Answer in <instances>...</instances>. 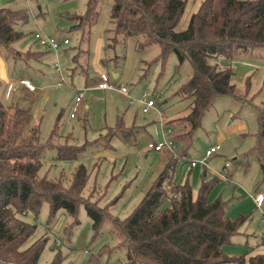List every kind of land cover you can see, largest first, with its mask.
<instances>
[{
  "label": "rangeland",
  "instance_id": "374dc122",
  "mask_svg": "<svg viewBox=\"0 0 264 264\" xmlns=\"http://www.w3.org/2000/svg\"><path fill=\"white\" fill-rule=\"evenodd\" d=\"M202 1L188 0L176 30L188 27ZM88 3L89 0H0V8L28 14L27 22L18 19L16 23L24 36L13 47L44 53L41 59L16 61L7 48L0 46V98L6 105L20 102L30 109L31 123L40 126L42 142L49 139L62 113L55 142L80 149L77 157L61 159L56 148L47 147L40 175L62 178L68 185L75 168L83 163L89 171L83 194L99 207H107L113 217L125 218L138 205L152 183L151 176L156 174L159 156L149 143L187 130L184 120L173 119L190 112L191 99L183 97L180 89L192 76L193 68L188 60L178 67L175 53L169 54L163 63L157 58L160 45H141L142 36L113 42L114 0L98 2L97 21L90 32L75 26L72 15L84 14ZM36 32L59 41L68 39L69 43L57 50L44 47L36 41ZM233 66L235 93L218 97L205 114L201 127L194 133L188 157L179 160L175 178L193 185L199 169L198 184L194 187L197 193L203 177H219L209 199L221 196L227 200V216L231 219L247 217L232 243L224 246L227 253L240 255L263 250L264 202L257 206L252 197L257 192L264 194V180L258 157L250 150L257 141L259 113L264 110V48L241 54L234 59ZM103 73L109 76L113 88L91 90L89 86L98 84ZM22 78L30 79L41 94L36 96L22 88ZM122 86L127 93L120 91ZM82 90L83 102L72 117L73 101ZM144 93L156 102L149 112L143 111ZM119 122L123 125L118 126ZM217 144L220 149L206 158L207 149ZM174 149L178 155L181 147ZM193 161L197 163L192 166ZM19 216L34 226L22 248L46 239L39 264H50L59 252L68 264H88L92 257L97 258V264L126 261V251L118 247L119 236L111 217L105 216L96 233L83 204L79 206L78 221L66 208L51 216L47 203L38 214L28 211Z\"/></svg>",
  "mask_w": 264,
  "mask_h": 264
},
{
  "label": "trees",
  "instance_id": "16d2710c",
  "mask_svg": "<svg viewBox=\"0 0 264 264\" xmlns=\"http://www.w3.org/2000/svg\"><path fill=\"white\" fill-rule=\"evenodd\" d=\"M99 1L89 0L84 14L72 15L75 26L90 32L97 21ZM187 2L114 0L111 8L116 33L113 42L142 36L141 45H160L157 58L163 63L175 53L178 67L188 60L193 68L192 76L180 89L183 97L191 99L190 112L176 119L184 120L187 130L171 138L184 145L178 155L169 158L127 217H113L107 207H99L83 194L89 180L83 163L75 168L68 185L62 178L40 175L47 147L56 148L61 159L77 157L80 149L55 142L62 113L49 139L42 142L40 126L31 123L30 109L20 102L6 105L0 98V264H39L46 239L22 248L34 226L19 215L28 211L38 214L44 203L49 205L51 216L66 208L76 219L80 204L85 205L96 233L105 216H110L119 236L118 247L126 251L124 264H264V237L260 252L239 255L225 251L224 246L232 243L247 217L231 219L227 216V200L221 196L209 199L219 177H203L197 193L190 181L180 183L175 178L178 161L188 156L205 114L218 97L235 93L234 59L264 48V0H203L188 27L176 30ZM18 19L27 22V12L0 8V46L7 48L16 61L40 58L41 51L13 47L24 36L16 27ZM258 122L257 141L250 151L258 157L264 180V110ZM50 264L68 263L59 252ZM88 264H97V258L92 257Z\"/></svg>",
  "mask_w": 264,
  "mask_h": 264
},
{
  "label": "built area",
  "instance_id": "2783aa9c",
  "mask_svg": "<svg viewBox=\"0 0 264 264\" xmlns=\"http://www.w3.org/2000/svg\"><path fill=\"white\" fill-rule=\"evenodd\" d=\"M35 39L41 46L49 47V48H52L54 50H57L58 48H60V46L62 44L69 43L68 39H65L64 41H59L55 37L46 35L45 33H41V32L35 33ZM20 83L22 85H25L27 87V89H29L32 92L38 91L37 87L28 78H22L20 80ZM59 85H62V82H59ZM97 87L100 89L113 88V84L110 83V79H109V76L107 74L103 73L101 75V78L97 84ZM120 91L123 93H127V88L122 86L120 88ZM84 96H85V92L83 90L80 91L79 94L76 96V98H75L76 104H75L73 111L71 113L72 117H74L76 115V113L78 112V108H79L78 106L82 102ZM147 96H148V93H144L143 97L141 98V101L144 103V108H143L144 112H149L150 109H152L156 104V102L153 98H151V97L147 98ZM176 145H177V143H175L171 138H169V139L164 138L162 141H160L158 143H153V142L150 143V146L153 147L157 151H162L165 148L173 149ZM219 149H220V144L211 146L209 149H207L205 157L208 158V157L214 155ZM196 163H197L196 161H193L192 165H196ZM224 170L226 171V167L224 168ZM254 199H255L257 206H262V204L264 202V194L262 192H257L254 196Z\"/></svg>",
  "mask_w": 264,
  "mask_h": 264
},
{
  "label": "crops",
  "instance_id": "0c3cea01",
  "mask_svg": "<svg viewBox=\"0 0 264 264\" xmlns=\"http://www.w3.org/2000/svg\"><path fill=\"white\" fill-rule=\"evenodd\" d=\"M44 56V53L43 52H41V55H40V58H37V59H41V57H43ZM115 76L117 77L118 76V73H115ZM23 87L22 88H24V89H26L27 90V92L28 93H31V94H33V95H39V94H41V90H38L37 92H31V91H29L28 89H27V87L25 86V85H22ZM89 88L91 89V90H96V91H105V90H107V89H100V88H98L97 87V84H91L90 86H89ZM84 99V98H83ZM82 102H83V100H82ZM75 104H76V101L74 100L73 101V105H72V110H73V108H74V106H75ZM81 104V103H80ZM80 104H79V106H80ZM78 106V107H79ZM78 111H79V108H78ZM176 119H178V118H176ZM176 119H173V121H175ZM185 132V131H184ZM181 133H183V132H181ZM180 134V133H179ZM174 137V136H173ZM165 137L163 136V139H164ZM162 139V140H163ZM156 143H158V142H156ZM183 145H184V142H177V145L174 147V148H176V147H181V149H182V147H183ZM149 147L151 148V149H153L156 153H157V155L159 156V161H158V165H157V170H156V174H154L153 176H151V181L153 182L154 181V179L158 176V174L161 172V170L164 168V166H165V164L167 163V161L169 160V158L173 155V154H176V153H174L175 152V149L173 148V149H170L171 151H170V153H167V151H166V149L167 148H165L164 150H162V151H157V150H155L153 147H151L150 146V143H149ZM181 151V150H180ZM189 155V154H188ZM188 157V156H187ZM181 159H183V158H181ZM178 163H179V161H178ZM177 166H178V164H177ZM193 166V165H192ZM199 169H198V171H196L195 172V175H194V181H193V186L194 187H196L197 186V184H198V180H199ZM178 182V181H177ZM252 199L254 200V203H256L255 202V199H254V196L252 197Z\"/></svg>",
  "mask_w": 264,
  "mask_h": 264
}]
</instances>
